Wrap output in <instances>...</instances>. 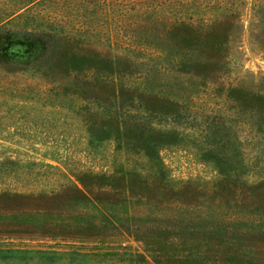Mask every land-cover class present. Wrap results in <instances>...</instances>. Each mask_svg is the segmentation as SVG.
Wrapping results in <instances>:
<instances>
[{"label": "trees", "instance_id": "trees-1", "mask_svg": "<svg viewBox=\"0 0 264 264\" xmlns=\"http://www.w3.org/2000/svg\"><path fill=\"white\" fill-rule=\"evenodd\" d=\"M227 1L212 0L210 10L215 16L200 17L194 24H186L181 18L172 21L159 38L172 42V55L148 51L162 50L146 36L152 32L150 19L134 22L129 28L120 23L112 26L116 41L109 36L100 38L115 42L118 49L127 48L122 56H107L90 48V34L97 37L103 33L102 28L107 34L112 31L107 23L99 28L85 24L75 30L80 34L77 38L52 24L24 23L7 28L0 23V31L45 41V55L39 61L16 68L31 67L85 102L80 111L85 114L89 144L112 138L116 160H120V169L114 174L78 172L75 183L52 195L16 194L18 198L42 201L45 208L27 219L7 218L8 226L23 227L25 233L86 240L126 234L143 241L149 253V259L126 252L69 254V260L81 264L113 259L133 264H264V253L257 250L264 245V179L256 183L245 180L248 164L237 139L230 138L228 124L240 116L242 124L260 142L264 161V94L226 87L224 106L231 114L213 108L209 114L199 116L201 122L191 114V103L203 97L204 90L216 84L224 70L226 47L236 28ZM105 3L100 1L102 6ZM128 3L130 8L140 4L135 0ZM115 4L125 5L118 0L111 5ZM261 13L264 16V8ZM167 75H180L194 82L179 86L175 94L172 89L177 81L161 78ZM212 97L215 105L218 96L214 93ZM165 119L177 124L186 120L193 129L203 124L197 136L201 140L200 158L217 169L219 177L214 183L189 181L175 185L168 179L158 149L190 136L176 129L159 128ZM5 196L1 194L0 200ZM59 205L73 209L74 214L63 218L62 214H52ZM5 208L1 207L0 212ZM14 253L22 252L2 249L0 259L12 258L8 254ZM36 254L46 259L54 256V252Z\"/></svg>", "mask_w": 264, "mask_h": 264}, {"label": "rangeland", "instance_id": "rangeland-1", "mask_svg": "<svg viewBox=\"0 0 264 264\" xmlns=\"http://www.w3.org/2000/svg\"><path fill=\"white\" fill-rule=\"evenodd\" d=\"M100 1L0 0V23L7 28H17L24 23L52 24L70 31L69 34L76 38L80 34L75 30L85 24L99 28L107 23L112 31L107 34L102 28L103 33L97 34V37L90 34L89 40L93 42L90 48L107 56H122L127 54V48L118 49L115 42L110 44L101 39L109 36L116 41L113 27L119 23L129 28L127 26L134 22L140 24L141 20L150 19L152 32H147L146 36H150L162 50L153 48L148 51L153 55H172L175 53L172 42L159 39L172 21L181 18L186 24H194L200 17L215 16V12L210 10L212 0H135L140 2L135 8H130L129 0H118L125 3L123 6H112L115 0H106L107 5L102 6ZM226 5L233 11L236 28L227 44L224 70L217 77V83L209 85L208 90H204L205 95L191 103V114L196 122H201L199 116L209 114L213 108H217L216 112L219 109L226 115L231 114L224 106L226 87H241L264 94V16L261 13L264 0H229ZM168 46L169 49L166 48ZM46 48L45 41L40 37L16 36L11 31H0V195H6L2 197L4 200H0V209L6 206V211L3 209L0 212V250L22 252L8 254L12 258L0 259V264H81L69 260L72 252H126L141 254L149 259L143 241L126 234L103 240H86L25 233L23 227L7 225V218L14 221L21 217L27 219L28 215L42 213V208H45L42 201L18 198L16 194L52 195L75 183L74 175L78 172L109 176L120 169L112 138L89 144L85 114L80 111L85 102L70 96L61 84L41 76L31 67L26 70L16 68L33 66L45 55ZM161 78L177 81L172 89L175 94L179 86L184 83L189 86L194 82L180 75L177 78L169 75ZM214 93L218 96L215 105ZM233 116L230 115V118ZM235 117V121L228 123L231 126L229 133L230 138L237 139V144L239 142L237 147L248 164L245 180L259 182L264 179L260 142L242 124L240 116ZM185 122L188 121L177 124L165 119L158 125L159 128L176 129L190 136L158 149L166 175L175 185L189 181L212 184L219 175L212 163L200 158L201 140L198 137L203 124L193 129ZM121 163L131 165L124 161ZM52 212L62 214V218L74 214L73 209H66L63 205ZM257 250L263 254L264 245ZM37 252H54V256H51L53 259L41 258ZM99 264L133 263L113 259ZM148 264L153 263L149 261Z\"/></svg>", "mask_w": 264, "mask_h": 264}]
</instances>
